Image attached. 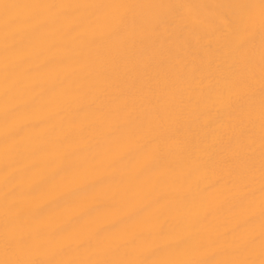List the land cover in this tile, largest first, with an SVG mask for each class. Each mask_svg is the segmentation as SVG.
I'll use <instances>...</instances> for the list:
<instances>
[{"label": "snow or ice", "instance_id": "6c2138e0", "mask_svg": "<svg viewBox=\"0 0 264 264\" xmlns=\"http://www.w3.org/2000/svg\"><path fill=\"white\" fill-rule=\"evenodd\" d=\"M0 264H264V0H0Z\"/></svg>", "mask_w": 264, "mask_h": 264}]
</instances>
